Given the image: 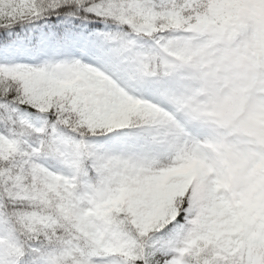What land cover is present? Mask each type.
Masks as SVG:
<instances>
[{"label": "snow or ice", "instance_id": "1", "mask_svg": "<svg viewBox=\"0 0 264 264\" xmlns=\"http://www.w3.org/2000/svg\"><path fill=\"white\" fill-rule=\"evenodd\" d=\"M0 264H264V0H0Z\"/></svg>", "mask_w": 264, "mask_h": 264}]
</instances>
